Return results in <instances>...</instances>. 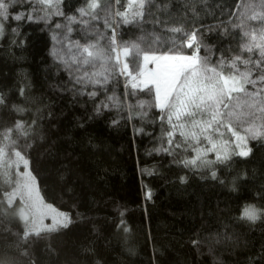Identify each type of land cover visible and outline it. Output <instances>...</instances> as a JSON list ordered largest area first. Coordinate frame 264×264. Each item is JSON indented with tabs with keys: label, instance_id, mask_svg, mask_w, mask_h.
Returning <instances> with one entry per match:
<instances>
[{
	"label": "trees",
	"instance_id": "1",
	"mask_svg": "<svg viewBox=\"0 0 264 264\" xmlns=\"http://www.w3.org/2000/svg\"><path fill=\"white\" fill-rule=\"evenodd\" d=\"M86 4L60 0L58 9L69 19ZM148 7L143 21L123 24L115 15L123 7L102 0L94 13L98 18L85 15L86 24L69 27L70 38L95 42L98 32L110 37L116 28L118 39L131 43L156 33L167 42L157 45L163 52L172 47L170 38L180 36L165 28L180 27L199 30V56L211 65L236 55L258 57L255 51L241 52V45L243 32L257 24L247 17L264 15V0H153ZM1 20L0 129L19 120L29 130L26 137L13 134L17 146L9 156L22 152L40 198L69 220L66 228L25 242L22 223L0 205V252L6 259L12 264H264V137L248 140L247 157L185 167L180 161L194 157L192 147L155 151L169 147L162 132L170 126L161 121L154 89L126 87L131 77L119 72L103 85H77L53 60L50 34L41 22L15 20L12 9ZM192 51L182 48L184 54ZM138 63L143 65L142 58ZM92 91L95 97L87 95ZM102 103L108 107L97 112ZM174 138L183 143L178 132ZM11 190L0 181V200ZM248 205L260 210V219L241 218Z\"/></svg>",
	"mask_w": 264,
	"mask_h": 264
},
{
	"label": "snow or ice",
	"instance_id": "2",
	"mask_svg": "<svg viewBox=\"0 0 264 264\" xmlns=\"http://www.w3.org/2000/svg\"><path fill=\"white\" fill-rule=\"evenodd\" d=\"M36 2L52 7V0H36ZM86 3L87 8L78 10L80 15L82 17L90 15L93 19H97L94 13L100 7L99 0H86ZM115 3L123 7V11H117L115 15L121 17L123 24H131L144 20L146 8L150 10L148 6L153 4V0H127L126 6L122 4V0H115ZM7 9L8 4L5 0H0V10H2L0 16L7 18ZM23 18L21 15L15 16L18 21ZM27 18L32 19L31 16ZM247 18L256 21L257 24L252 25L249 31L243 32L246 42L241 45V52L250 54L254 51L258 52V57L255 59L251 55L247 59L242 55H236L230 61L221 59L216 65H211L207 57L199 56L202 46V39L198 37L199 30L194 29L188 33L180 27L165 28L166 31L180 33V36L170 38L172 47L166 48L163 52H159L157 45L167 42L156 33L150 34L154 37L152 39L145 35L130 43L119 40L117 29L112 28L110 37L101 36V39L105 40L103 45L99 40L83 45L76 43L72 46L75 51L69 49L67 59L59 53L54 54L65 64L77 85L84 87L103 85L119 72L120 75L131 77L126 87L130 84L132 89H148L149 92L154 89L155 107L162 113L161 121L166 119L170 126V129H164L162 132V136L168 138L169 147H161L155 151L171 154L172 148H181L184 145L191 148L193 143L199 145L203 137L211 147L207 150H202L199 146L195 147L193 151L196 155L180 163L185 167L194 168L216 162L224 163L231 155L249 156L251 148L248 147V140L264 137V15L256 13ZM156 23L161 22L157 19ZM182 48L193 51L191 54H184ZM141 58L143 65L138 63ZM149 63L155 64V69L146 70ZM238 64H243L245 70H241ZM250 65L251 67H248ZM225 69L228 71L226 72ZM254 73L255 78H253ZM141 77L143 79H140ZM137 80L139 83L134 82ZM141 85L143 88L140 87ZM248 85H251L252 90H249ZM78 94L83 93L78 92ZM87 95L95 97L96 91L88 92ZM108 99L115 100L114 97ZM3 103V98L0 97V104ZM101 107L108 105L102 103L97 108V112ZM140 107H143V104ZM28 131L25 124L19 120L12 127L0 129V181L10 186L15 183L12 192L4 193L8 208H12L13 201L19 196L21 202L30 210V216L24 208L17 213L24 223L22 239L25 242L30 236L39 237L42 232L52 233L60 227L66 228L69 222L66 214L56 213L51 205L44 204L39 197L35 189V177L28 170L29 160L22 155V152L14 151L15 159L9 156V151L17 146L13 134L17 137H26ZM176 132L183 137V143L175 141ZM226 133L231 134L234 139L230 141L225 138ZM213 134H218L219 139H214ZM208 152L216 153L215 161L204 159ZM21 163L24 165V172L17 171L16 179L13 181V173L10 169L13 166L18 168ZM212 177H216L215 172H212ZM183 179L181 177V180ZM3 202L0 200V205ZM50 213L55 215L52 216V223L46 225L43 221ZM261 215L262 213L255 206L248 205L243 209L241 218L255 222ZM0 264H12V262L0 252Z\"/></svg>",
	"mask_w": 264,
	"mask_h": 264
},
{
	"label": "rangeland",
	"instance_id": "3",
	"mask_svg": "<svg viewBox=\"0 0 264 264\" xmlns=\"http://www.w3.org/2000/svg\"><path fill=\"white\" fill-rule=\"evenodd\" d=\"M59 1L60 0H52V7H46L44 5H41V4L37 3L36 0H5V3L8 4L7 13L9 10H11V9L13 10L14 19H15V16L21 15L22 17H24L23 19L29 20L27 17L31 16L32 17L31 20L38 22V23L41 22L45 26V28L48 29L49 34H50V40H51V50H52L51 54H52L53 60L60 67L64 68V70L68 72L70 78L72 79V77L69 73V70L65 67V64L62 63L61 60H58L57 56L54 53H59L60 56L67 59V53L69 52V49L72 48V51H75V48L72 46L75 45L76 43L83 45L85 43H95L96 41L91 42L89 39L81 40V39H77L76 37L70 38L71 31H70L69 27H71L74 24H78L80 22H81L80 25L86 24L85 18H84V16L82 17L80 15L79 11L77 12L76 15L71 17V18H74L73 20L64 18L62 13L59 12V9H58ZM101 1L102 0H99L100 4H101ZM126 3H127V0H126ZM85 8H87V4H86ZM0 11H2V10H0ZM2 18H4V17L0 16V21H2L1 20ZM58 25H59V27H57ZM98 34L94 37L98 38V40L100 42L102 40L101 39L102 30L100 32H98ZM153 69H155V64L149 63L146 66V70H153ZM140 79H143V78L141 77ZM72 81H73V79H72ZM138 82H139V80H138ZM140 87L143 88V85H141ZM257 123H260V122L257 121ZM244 127H247V125H244ZM240 131H241V134L243 135L244 134L243 128H241ZM213 135H214V139H219L218 134H213ZM225 138L229 139L230 141L232 139H234V137H231V134H228V133H226ZM189 142L192 143L191 141H189ZM197 146H199L202 150H207L208 148L211 147V144H209L206 140L203 139V137H201L199 145H196L195 143H193L192 149H194ZM233 148H234V145H233ZM195 155H196V153L194 151V156ZM14 159H15V156H14ZM204 159L215 161L216 160V153L215 152H208L207 156L204 157ZM198 164H199V161H198ZM28 170L30 171L29 168H28ZM10 171H11V173H13V181H15V179H16L15 173L17 171H19L20 173H23L24 172V165L21 163L18 168L13 166L10 169ZM14 187H15V183H13L11 185V189L13 190ZM35 189H36V186H35ZM36 192L39 195L38 190H36ZM39 197H40V195H39ZM3 201H4L2 204L3 212H6L7 214L14 217L15 219H18V221L21 222L22 225L24 226L23 221H21L19 219V216L17 215V213L19 212V210L21 208H24L25 212L28 213L30 216V210L26 207L25 203L21 202V198L19 196H17L15 198V200L13 201L12 208H8L6 198H4ZM44 204L51 205V204H49V203L47 204L45 202H44ZM51 207L54 208L52 205H51ZM5 209H6V211H4ZM56 213H62V212L56 210ZM53 215H55V213H50L48 216H46L44 218V221H43L44 224L50 225L52 223V216Z\"/></svg>",
	"mask_w": 264,
	"mask_h": 264
}]
</instances>
